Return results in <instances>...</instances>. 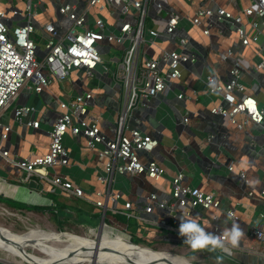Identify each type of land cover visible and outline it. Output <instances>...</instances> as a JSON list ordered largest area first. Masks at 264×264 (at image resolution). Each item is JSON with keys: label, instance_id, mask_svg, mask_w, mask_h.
Here are the masks:
<instances>
[{"label": "built area", "instance_id": "built-area-1", "mask_svg": "<svg viewBox=\"0 0 264 264\" xmlns=\"http://www.w3.org/2000/svg\"><path fill=\"white\" fill-rule=\"evenodd\" d=\"M223 1L227 2V6H199L190 12V3L185 9L183 0H81V3L62 0L57 12L68 23L64 26L53 9L49 20L43 21L42 29L47 36L43 43V58L38 53L39 48H42L39 40L33 37L40 21L38 1L23 0V8L10 7L9 3L0 1V156L23 171L20 182L35 180L42 184L48 183L70 196L93 203L102 212V235L107 227H111L125 233L131 243L139 246L141 244L133 242L128 224L124 225L115 217L108 220L109 213L166 230H174L175 227L166 219H149L130 200L120 205L123 194L115 187L118 175H145L160 182L168 180L169 197H166L168 194L160 197L157 192H150L143 208L145 214H151L155 206L169 213L182 211L186 217H191L195 208L219 210L210 219L213 233L216 234L225 230L221 224L220 210L230 220L239 221L240 215L236 208L223 209L222 201L215 193L187 184L182 169L167 179V169L162 163L154 159H142L140 153L153 152L160 141L139 127L129 128L127 124L128 116L134 109L148 106L150 100L158 98L172 84L182 83L184 74L191 71L190 67L203 56L196 41L198 39L191 31L204 39L210 38L216 28V35L225 39L224 24L227 23L234 27L236 39L250 50L251 57L236 54L231 47L225 50L212 49L210 53L218 59H232L228 76L223 78L217 72L210 71L202 79V90L192 89L188 93L181 91L177 98L193 103L204 94L212 100L213 104L209 108L211 114L224 117L239 130L252 124L259 125L264 135V105L257 95L261 85L258 80H247L252 71L264 73V0ZM172 2L181 5L185 11L167 9ZM152 9L158 15L165 11V19L160 21V17L152 16ZM148 20L153 26L147 27ZM183 21L189 23V30L184 35L176 36ZM162 35L175 36L177 47L172 49L162 46L159 39ZM111 45L121 51V56L111 58L116 68L105 66L103 70L105 74H111L120 86L116 93L117 99L124 100L114 137L108 138L101 127V115L92 111L96 92L89 89L72 99L59 101L60 113L49 129L46 153L22 159L14 157L11 150L4 147L13 127L1 118L21 90L27 87L41 93L54 81L68 78L74 70L84 69L87 76L94 77L98 66L104 63V49L111 51ZM156 47L159 52L150 54V50ZM36 111L38 108L34 105L17 106L13 110L14 122L38 128L40 122L33 118ZM190 113L196 112L188 110L180 123L189 125ZM68 134L85 137L87 147L96 150L101 160L102 168L96 169V172L97 181L103 187L95 191L94 198L87 195L79 183L56 170L72 165L71 151L65 145ZM213 138L212 134L207 140L212 141ZM253 145L257 143L253 142ZM173 146L175 150L180 148L178 145ZM229 169L233 171L234 165H230ZM239 175L245 183L250 184L244 169ZM248 195L251 198L257 195L263 197L264 188L259 191L251 189ZM250 233L264 244V228L252 225ZM247 249L264 255V245L261 250L253 246ZM0 264H5L1 257Z\"/></svg>", "mask_w": 264, "mask_h": 264}, {"label": "crops", "instance_id": "crops-1", "mask_svg": "<svg viewBox=\"0 0 264 264\" xmlns=\"http://www.w3.org/2000/svg\"><path fill=\"white\" fill-rule=\"evenodd\" d=\"M37 1L40 12L37 31H40L39 35L43 39V41H39L40 46L43 48L44 39L47 36L42 29V23L49 20L52 9L55 10L59 18L62 17L60 21L64 26L68 23V20L57 12L58 4L62 0ZM68 1L75 2L73 0ZM183 1L186 4H183L185 9L190 3V12H193L199 6L207 5L214 8L217 5L227 6V2L223 0H218L217 3L208 0ZM8 3L9 0L4 4ZM171 8L185 11L181 5L174 2L167 7V9ZM232 8L237 11L234 7ZM151 14L160 17V21L166 17L165 11L158 15L152 9ZM188 26H190L189 23L183 21L176 36L186 34L189 30ZM224 28L226 31L225 39L216 35V28L213 30L211 39H201L194 31H191L198 39L196 41L203 52V56H200L197 63L190 67L191 71L184 74L182 83L172 84L158 98L150 100L148 106H140L134 109L128 116L127 124L129 128L139 127L144 133L159 139L160 145L153 152H141L140 155L145 161L154 159L162 163L167 169V179H171L178 169H182L187 184L197 186L208 193H215L222 201L223 209L236 208L240 220L235 222H238L244 229L246 237L238 247L231 249V255H224L227 258H224L223 264H264V255L252 253L247 249L253 246L261 250L264 245L250 233L252 225L264 228V217H262V214H264V196L259 197L257 195L255 198H251L248 195V191L251 189L259 191L264 188V135L262 127L252 124L243 130L237 129L224 117L210 113L209 108L213 103L211 98L206 97L204 94H201L199 100L193 101V103L177 98V94L181 91L188 93L192 89L202 90L204 88L202 79L210 71L217 72L223 78L228 76L232 59L222 61L210 53L212 49L225 50L231 47L236 54L242 53L251 57L250 50L244 48L236 39L234 27L225 23ZM159 39L162 46L172 49L177 47L175 36L166 37L162 35ZM156 52H159L157 47L150 50V54ZM247 80L251 82L258 80L260 82L261 90L257 95L264 105V73L252 71ZM89 89H94L96 92L92 111L101 115L103 132L108 138H113L117 118L124 107V100L122 98L118 100L116 97V93L120 89L119 84L111 74H105L102 69H98L94 77L87 76L83 70H74L68 78L54 81L41 93H36L27 87L21 90L11 107L13 105H16L15 107L23 105L36 106L38 111L33 114V118L38 120L40 125L38 128H34L26 124L19 125L15 123L13 118L14 109L10 107L1 118L4 123L11 124L13 127L9 133V139L4 143V147L9 148L14 157L19 159L30 155L37 157L46 153L49 145V129H51L60 113L59 101L72 99L77 94ZM188 110H193L196 113H190V123L186 126L180 121ZM126 132H129V129H126ZM212 134L214 135L213 140L208 141L207 138ZM253 142H256L257 145L254 146ZM65 145L71 151L72 165L58 167L56 170L79 183L85 189L86 194L94 198L95 191L103 187L97 181L96 169L102 168L97 151L90 150L87 147L86 139L83 136L68 134ZM173 145H178L180 148L175 150ZM232 164L234 165L233 171L229 169ZM242 169L247 173L250 184L241 179L239 172ZM22 174L23 171L19 167L8 163L0 156V197L23 205H36L42 210L15 207L0 201L2 208L6 210L14 209L22 215V212L31 213L33 216H40V213L50 214L51 218H47V220L52 229H73L76 232H82L87 228H95L100 225L102 212L93 203L70 196L48 183L42 184L35 180L22 183L19 180ZM117 180L119 185L116 189L123 194L120 205H123L126 200H130L134 203L136 209L149 219H166L175 227L174 230H166L152 226L150 223L136 221L138 227L136 232L143 239L167 245L169 249L178 250L184 255L193 254L197 260L204 261L206 264H216V256L223 255L219 251L215 253L207 250L193 251L183 243V239L178 232L180 218L195 219L206 231L213 232L210 219L219 210L195 208L192 211V216L186 217L182 211L169 213L155 206L151 214H145L143 208L146 205V196L154 191L160 197H165L170 189L168 180L153 181L145 175H118ZM166 197H169V194ZM51 207L56 209V211L54 210L56 213H51ZM61 211L64 215H60ZM220 212L221 224L225 229L230 228L234 221L230 220L222 210ZM82 214H88L92 218H96L95 225H88V227L83 225L81 222ZM127 224L129 227V223ZM114 230L117 229L106 228L107 233L114 232ZM68 233L72 234L71 232ZM102 239L104 238L102 237ZM102 239L100 240L102 241ZM106 239L107 243L111 239L122 244L130 243L126 236ZM129 246H132V244H129ZM157 255H159L160 261L165 264H167V261L175 264H191L181 256L175 257L169 253H157Z\"/></svg>", "mask_w": 264, "mask_h": 264}, {"label": "rangeland", "instance_id": "rangeland-1", "mask_svg": "<svg viewBox=\"0 0 264 264\" xmlns=\"http://www.w3.org/2000/svg\"><path fill=\"white\" fill-rule=\"evenodd\" d=\"M2 3H6L8 0H0ZM77 3H81V0H73ZM36 2V0H34V3ZM10 7H19V8H23V0H9V4ZM35 10V9H33ZM41 10V9H40ZM38 11V9H37ZM60 18H62L60 16ZM152 22L150 20L147 21V27L151 26ZM40 31H37L36 34L33 35V37L35 39H38L39 41H43L42 37L39 35ZM46 40V39H44ZM112 48L114 47V45H111ZM103 53V59H104V63L100 64L98 66V69H104L105 66H109L110 68H116V63L111 61V58L113 56H121V51L117 50L115 48H113L111 51L108 52L107 49H104ZM39 56L41 58L44 57L45 55V51L43 50V48H39L38 50ZM125 94V93H124ZM14 104V103H13ZM16 105H13V109L15 108ZM11 107V108H12ZM67 137V136H66ZM66 139V138H65ZM119 181H116L115 187H117L119 184ZM57 200V198H55ZM3 202H6L10 205H12V202L8 199H3ZM57 202V201H56ZM25 209H30V210H37L35 207L27 205V206H22ZM51 213H54L56 211V209H54V207H51ZM55 210V211H54ZM23 215L18 212L15 211L14 209H9L6 210L4 208H2L0 206V228H3L5 230H8L10 232V234H26L27 232H29L30 229H35V228H41V229H45L48 230L50 232H54L61 235H65L66 237H75V238H71L73 240H78L82 243H97L96 241H99L100 239H102V237L104 239H102L101 242H105V246H110V245H118L120 247H125L124 249L120 250L122 256L126 259V260H131L132 264H156L155 262H153L152 260H150V257L153 258H157L159 259V255H157V253H169L172 256L178 257H184L186 258L189 262H191V264H206L204 261H199L197 260V258L194 257L193 254L190 255H184L183 253L179 252L178 250H172L169 249L167 247V245L158 243V242H150V241H146L145 239H143L142 237H140L137 234V223L136 220L133 219H127V217L122 216V215H112L111 213L108 214V220H110V218L115 217L117 220H121V222L124 223H129V228L128 231L132 234V239L134 242H137V244L141 243L143 245L139 246V245H135L133 243H129L130 245L132 244V246L135 247V249H128L132 246H129V244H122L120 242H117L116 240L111 239L110 242L107 243V239L106 238H114L116 236H123V233L119 230H114V232L111 233H107L106 229H105V234L102 235L101 238H98V227L95 228H87L82 232H76L73 229H59V228H55L52 229V227H50L49 222L47 220V218H51L50 214H45V213H40V216H33L31 213L28 212H22ZM56 213V212H55ZM60 215H64V213L61 211ZM53 217V216H52ZM95 220L96 218H92L91 215L88 214H82L81 216V222L83 223V225H86L88 227V225L92 226L95 225ZM51 223V221H50ZM62 232V233H61ZM71 232L72 234L68 233ZM1 234V232H0ZM78 235V236H77ZM91 239L92 242H89L87 239ZM1 239V236H0ZM23 237L21 238V241H23ZM128 245V248L126 247ZM150 246V247H149ZM153 247V248H152ZM152 251V252H151ZM28 253L31 252H35L36 255L40 256V257H44L46 256V252L45 249H40V250H36V251H31V249H27ZM143 255H142V254ZM218 256V255H217ZM216 256V257H217ZM0 257L3 260V263L5 264H30L27 263L25 261L20 262V259L16 256H13L11 254H9L8 252H5L3 250H0ZM148 258V260H147ZM224 258H227L226 256H224ZM15 259V260H13ZM13 260V261H12ZM167 264H175L171 261H167ZM48 264V263H46ZM54 264V263H52ZM66 264H70V263H66Z\"/></svg>", "mask_w": 264, "mask_h": 264}, {"label": "bare ground", "instance_id": "bare-ground-1", "mask_svg": "<svg viewBox=\"0 0 264 264\" xmlns=\"http://www.w3.org/2000/svg\"><path fill=\"white\" fill-rule=\"evenodd\" d=\"M0 232V250L18 257L20 262L25 261L30 264H66L67 262L70 264H132V261L126 260L120 252L125 247L105 246V242L101 240L96 244L82 243L71 239L75 237H66L58 232L54 233L41 228H32L26 234L13 235L3 228H0ZM123 235L128 237L125 233ZM22 237L23 241H21ZM87 240L92 242L91 239ZM128 242H130L129 237ZM42 248L47 251L44 257L36 255L35 252H27V249L36 251ZM130 249H135V247L132 246ZM149 259L156 264H165L157 258L150 257Z\"/></svg>", "mask_w": 264, "mask_h": 264}, {"label": "clouds", "instance_id": "clouds-1", "mask_svg": "<svg viewBox=\"0 0 264 264\" xmlns=\"http://www.w3.org/2000/svg\"><path fill=\"white\" fill-rule=\"evenodd\" d=\"M178 232L183 243L193 251L221 252L223 255L216 257V264H223L224 255H231V249L238 247L246 237L244 229L235 221L230 228L216 234L206 231L195 219L180 218Z\"/></svg>", "mask_w": 264, "mask_h": 264}, {"label": "trees", "instance_id": "trees-1", "mask_svg": "<svg viewBox=\"0 0 264 264\" xmlns=\"http://www.w3.org/2000/svg\"><path fill=\"white\" fill-rule=\"evenodd\" d=\"M0 201H2V197H0ZM12 202V205L13 206H15V207H22V206H27V205H23V204H21V203H16V202H13V201H11ZM30 206H33V207H35L36 209H40L38 206H36V205H30ZM40 210H42V209H40ZM134 242V241H133ZM135 243H137V242H135Z\"/></svg>", "mask_w": 264, "mask_h": 264}, {"label": "water", "instance_id": "water-1", "mask_svg": "<svg viewBox=\"0 0 264 264\" xmlns=\"http://www.w3.org/2000/svg\"><path fill=\"white\" fill-rule=\"evenodd\" d=\"M84 70V69H83ZM102 223H103V220L101 221L100 225H99V228H98V238H101L102 237ZM62 233V232H61Z\"/></svg>", "mask_w": 264, "mask_h": 264}]
</instances>
